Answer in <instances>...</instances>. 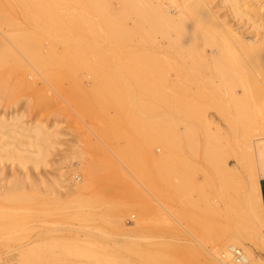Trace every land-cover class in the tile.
I'll return each instance as SVG.
<instances>
[{
    "label": "rangeland",
    "instance_id": "374dc122",
    "mask_svg": "<svg viewBox=\"0 0 264 264\" xmlns=\"http://www.w3.org/2000/svg\"><path fill=\"white\" fill-rule=\"evenodd\" d=\"M123 1L0 0L1 10H3L1 13L3 16H1L5 19L2 22L4 25L0 28V39L9 30H12L11 32L16 31L23 24L33 20L63 19L74 21L84 18L100 20L99 18L102 19L100 16L106 10L109 16L115 19L126 13L124 12L126 9L129 10H126L129 12L126 15L128 17L126 22L129 28H133L135 26L134 21L138 19L137 12L133 9L140 8L137 7L140 1L133 0L135 3L138 2L137 5L133 4L132 10L131 7L124 6L125 2ZM10 23L13 25L10 26ZM147 26L149 25L145 24L144 27ZM146 29L149 30V27ZM68 30L67 34L69 33L68 35L73 38L76 28L70 27ZM99 30H101L100 27L97 28L98 33L96 35L100 38L102 30L101 33ZM160 34L162 33L154 34V37L151 38L145 35L147 43L144 56L148 59V65L150 63L158 65L157 70L148 69L143 71L144 73L139 70L135 72L137 75L139 73V77L141 76V79L137 78L138 82L145 81L147 83L149 87H146L147 90L138 85V87L135 85L134 87L132 84H126L121 79L127 75L124 65L129 61H137L140 57V52L134 48V45L137 44L136 37H133V42L130 43L128 49L119 48L113 50L114 52L105 46L103 39H98L95 51L87 49L88 52L86 53L90 55L84 53V55H88L89 60L87 59L77 66L73 58L70 57L68 66L64 68L68 76L54 81L52 91H49L51 88L42 81H39L37 87L32 91L22 88L19 84L30 73L31 65L10 55V49L1 48L4 54L0 57V115L12 116L21 112L26 115V122L32 123L33 120L44 122L53 134L50 138L51 148H49L48 155L39 168L33 165L34 169L31 162H28L29 164L26 163L24 166H27L24 168L25 170H22L20 166L17 167L19 163L16 162L12 165V170L11 163L4 162L9 167L6 166L7 178L0 177V186L8 183L11 186L10 195L13 194V196L9 197V200L8 197L5 198L6 200L0 197V220L2 221H0L2 223L0 228L4 231L0 229V264H18L19 252L29 243L38 246L35 247L38 254L28 264H209L211 253L223 252L222 254H225L223 250L227 244L225 245L226 242L224 241L232 232H235V225H237V223H233L232 218L237 214L236 211L241 209L243 211L244 209L241 205H244L242 196H245L249 190L248 185L245 184L247 178H231L229 184L227 181L230 182V179L224 178L223 180L227 182L225 186L220 184V178H207L206 167L209 174L214 173V170L208 166L203 156V129L202 124L200 125V121L197 119L199 117L193 116L196 120L191 117L194 121L190 124L188 122L191 121L190 117L182 111V113L177 111L180 110L177 109L180 106L179 100L183 98L180 92L182 94L185 92L183 94L185 97V94L196 91L199 86L196 83H183L186 77L184 74L187 75L188 72L184 63L186 54H182L183 51L178 53V50H176L177 53H174L175 50L170 47H167V51H165L166 45H170L168 41H165L168 39L161 37L164 36L163 34L159 36ZM36 35L31 51L41 52L45 47L51 45L54 32L47 28H39ZM155 36H157L156 39H160L157 40V43ZM148 38L151 41L155 39L154 43L157 46ZM163 38H165L164 41ZM64 49L63 45H58L59 51L62 52ZM172 50L174 51L172 52ZM172 53L175 56L181 54L185 58L184 61L182 62L181 55L178 59V56L175 57ZM108 56L114 58L105 63L104 59ZM183 63L184 66L182 67ZM56 64L57 66H55ZM56 64L50 62V65H47L51 72H59L61 65ZM109 65H111L110 68ZM191 71L193 75L197 76L198 70L197 72L194 69ZM95 73L115 74L119 80L107 83L99 82L94 79ZM178 85L181 86V91L177 89L179 88ZM183 85L187 87L190 85L193 88L191 87L192 90H190L188 87V90L184 87V89ZM195 87L197 88L195 89ZM155 92L160 93V96L164 94V97L168 98L165 99L163 96L160 98L159 95L157 98ZM128 95L132 98L134 96L137 101L140 98L139 103L141 101L146 103L149 106L146 108H150L149 111L146 109L144 112L135 110L131 113L124 112L110 101L113 97L122 99L126 96L128 98ZM172 95L178 96L176 98L179 100L176 101L175 99V101L179 105L174 102ZM167 100H171V102L168 103ZM139 103L135 107H140ZM170 107L172 109H169ZM138 108L136 107V110ZM174 108L177 109L175 110L176 114ZM213 113L215 112H211L209 116L211 117ZM167 115H171L169 118L174 119V121H170L171 123L180 121L174 124L180 132L188 127L195 129L192 135L195 138L192 137L194 140L190 141L191 144L189 143V146H194L195 149L193 148V150L196 152L191 151L192 163L199 168L198 178H195V181L200 182L198 186L206 188L205 191L209 196L208 203L210 202L212 205L210 203L204 205L206 203L198 199L200 198L199 192L194 191V193L191 192V197L194 199L193 201H199L198 203L195 202L197 207L195 204L193 205L195 206L194 209L191 204L187 203L184 194L174 187V179L178 180L179 178H169L168 181H163L160 178H153V176L148 178L150 175L147 176L148 173H146L144 178H139V181H142L140 186L133 184L131 160L122 158L118 151H121L127 141L131 139L130 141L145 149L153 148L157 155L162 154L163 147L160 144H155L152 139L156 134L154 127L146 130L147 136L145 134L141 136L135 129L146 124V126L149 124L156 126L160 121L166 122V120H170ZM177 115H179V120ZM215 115L217 114L215 113ZM186 117L188 118L184 120ZM219 119L218 117L217 121ZM225 126H227L226 123ZM179 142L182 146H179L180 148L187 149L184 140ZM223 145L226 146L227 142L224 141ZM235 149L237 150V148ZM241 150L243 149L241 148ZM226 160L229 169L230 167L234 168L237 164L233 157L228 156ZM141 164L138 163L137 165ZM94 167L97 169L91 170ZM15 168L17 169L16 175L30 172L33 173L31 175L34 178H14L13 171ZM261 169L264 175V158L259 169L260 172ZM79 179H82L83 182L79 183ZM259 179H261L264 188V176ZM234 183H240L239 188H237L238 184ZM74 184H79L77 190H73L72 185ZM205 184L206 186H204ZM227 184L235 186L231 187L230 185V188ZM205 191L203 192L205 193ZM220 193L223 196L222 200L219 197ZM167 195L171 198L169 199ZM178 196L183 200L182 202ZM92 198H97L100 203H91ZM234 198L239 199V201L236 202V199L234 201L236 204L232 205L231 199L234 200ZM229 203L232 205L231 209H235L233 206L237 207L238 204L242 203L240 209L238 207V210L235 209L236 214L232 213L233 217L229 212ZM216 204L218 207L220 206L219 210L218 207L216 208ZM93 208L99 210L102 215L99 223H95L93 218L92 220L88 219L87 214L92 212ZM201 210H205L206 213ZM141 216H145V218ZM236 217L234 218L238 219V215ZM139 218H142L144 223L138 229L139 236L132 246L133 249L115 247L121 242L120 231L118 230L122 226L121 223L123 224L124 221L128 226H131L134 224V220H139ZM233 228L234 230H232ZM247 230L250 231L246 232L247 235L250 233L252 239L250 240L247 238L249 236H246L250 240L245 239L246 244L256 250L264 261V228H251L247 225ZM220 240H224L223 243H218ZM59 243L70 245L71 251L83 250L82 248L85 247L91 248L97 254L96 259L87 258L81 254L65 256L62 248L56 246Z\"/></svg>",
    "mask_w": 264,
    "mask_h": 264
},
{
    "label": "bare ground",
    "instance_id": "6f19581e",
    "mask_svg": "<svg viewBox=\"0 0 264 264\" xmlns=\"http://www.w3.org/2000/svg\"><path fill=\"white\" fill-rule=\"evenodd\" d=\"M139 1L140 2L137 1L139 3L137 7L140 8L133 9L138 15V19L134 21L135 26L133 28L127 26L126 20L128 17L126 15L129 14V12H127L129 10H127L126 7H131L132 10L134 7L133 4H136L137 2L135 3L133 0H124V6L126 7L123 6V8L127 11L125 10V15L123 14L117 19L111 18L106 10L104 11L105 16L102 14V16H100L102 19L99 18L100 20H92L90 18H84L82 20L76 19L74 21L63 19H50L45 21L33 20L27 24H23L19 29H16V31L11 32L12 30H9V32L3 34V37L0 39V57L4 54L2 49H10V55L16 57L19 61H26L31 65L30 73L19 84L22 88L32 91L37 87L39 81H42L47 87L51 88V90H49V88L48 90L52 91L53 82L57 79H62L67 75L64 68L68 66L70 57L73 58L75 65L79 66L88 59V55H84V53L89 54L86 53L88 52L87 49H91L93 52L95 51L98 39H103L102 41L105 46L114 52L119 48L128 49L130 43L133 42V37H136L137 44L136 46L134 45V48L137 52H140V57H138L137 61H129L124 65V69L127 70V75L123 78L121 77V79L129 85L132 84L133 86L138 85L141 88H149L145 81L138 82L137 78L139 77V73L137 75L135 72H138V70L143 72L148 69H151L152 71L157 70L158 65L150 63L149 66L148 59L144 56V50H146L147 43L145 35L151 38L154 37V34L162 33L164 36H161L162 34L159 36L166 37L168 40L163 38V41H168L170 46L166 45L164 48L165 45L163 44L164 46L162 48L160 47L161 50L164 48L165 51H167L166 48L170 47L175 50H172L174 53H177L176 50H178V53L179 51H183V53H181L186 54V59L182 57L181 54H179V56L177 54L178 59L180 55V58H183L182 62L185 59V67L188 70V72L185 70L187 72V75L184 74L186 76H184L185 79L183 80L181 78L182 76L180 79L183 80V83H196L199 86L198 89L195 87L196 91H191L188 92V94H185V97L183 95L185 92L183 94L180 92L183 96L180 100L177 99V95V98L174 97L175 95H172V99H174V102L177 100L180 101V106L177 108L180 110L174 108V112L175 110L179 112L182 111L186 116L190 117V119L192 117L194 120L196 119L193 116L199 117L197 119H199L200 125L202 124L201 126L203 129V156L208 166L214 170V173L212 172V174H209V170L206 167L207 178H220L219 181L221 180L220 184L222 183V186H225V183L227 182L228 184L231 183V178H247L245 184L249 187L248 193L245 196H242L243 199L241 198L244 201V205L242 203V205L238 204L240 202L237 203L239 209L240 205L244 207L243 211H241L242 209L236 211V214L235 209H237V207L233 206L235 209H231V206L236 204L234 201L240 195L237 196V198H234V200L231 199L232 205L229 203L230 214L232 217L233 214H236L234 217L238 215V219H236L237 217L232 218L233 223H237V225H235V232H232V235L230 234L227 240L225 239L226 241L222 240L226 242L224 243L225 245L227 244V247L225 246L223 250L225 254L223 255V252H217V254L211 253L212 255L209 257L210 263L209 261L208 263L264 264V261L257 254L256 250L252 249L245 242V239L250 238V233H248V235L246 233L250 232L248 231L249 229L247 230V225L248 227L251 226V228H264V188L261 179H259L261 176H264L262 169L261 172L259 171L264 158V0ZM1 8L2 6L0 5V28L4 25H2V22L5 20L2 18L3 15L1 13H3V10H1ZM145 24L149 25L147 26L149 27V30L146 29L147 27H144ZM12 25L13 24L10 26ZM70 27L76 28V33L73 38L68 35L69 33L67 34ZM98 27L102 30V33L100 32L101 30H99L102 34L100 38L96 35V33H98L96 31ZM39 28H47L48 30L53 31L54 36L49 47H45L43 50L40 49L41 52H33L31 50L33 48L34 40L37 37L36 31ZM156 37L157 36H155V39ZM155 39H152L153 41L149 39V41L154 43ZM157 40L158 39L155 40L156 43ZM59 44L65 47L62 52L58 50ZM93 52L92 54L96 56ZM172 55L175 56L173 53ZM113 58L109 56L108 58L106 57L104 59L105 63ZM50 62L55 64L59 63L61 65L59 72L50 71L47 66L50 65ZM184 63L182 67L184 66ZM59 64L58 66H60ZM55 66H57V64ZM110 66L111 65H109V68ZM193 69L196 72L198 70V74L195 73L197 76L191 73V70ZM90 71L92 72V70ZM94 76V79L103 83L112 82L118 79V76L115 74L105 75L95 73ZM139 78L141 79V76ZM178 86L179 88L176 86H174V88L176 87L181 91V86ZM184 87H186V89L189 87L190 90H192V86L190 87V85L188 87L183 85V88ZM146 90L144 89V91ZM170 93L172 92L170 91ZM155 94L158 98L157 95L160 93L158 94V92H155ZM162 96L164 97L165 95L163 94ZM162 96H160V98ZM126 97H122V99L113 97V99L110 98V101L119 109L128 113L135 111L144 112L146 109H150L146 108L149 107L146 103L144 104L142 101L139 103L140 98L139 101H137L134 99V96L133 98L132 96H129L130 98ZM169 102H171V100L168 101V103ZM138 103L140 107L136 106L137 108L139 107L136 110L135 105H138ZM171 104L169 105L173 106ZM167 107L169 106L167 105ZM169 109L172 108L170 107ZM211 112H215L218 116L213 113L210 117L209 114ZM167 116L168 119H170L166 120L167 123L160 121L156 126L154 124L146 126V124L144 125L145 127L139 126L138 129H135V131L137 130V133L139 132V134L143 136L144 134L148 135L146 130L154 127L156 134L152 139L155 144H160L163 147L164 151L162 154L157 155L153 148L145 149L144 147L130 141L131 139H127V144L121 149V151H118V154L124 159L131 160V166L133 169L132 174L134 176L132 182L135 186H140L139 184L142 183V181L140 182L139 178H144L146 175H150L148 178L153 176V178H160L163 181H168L169 178H179L178 180L174 179V187L177 191L179 190L184 194L185 199L188 201L187 203L193 206L199 202L193 201L194 199L191 197V192L194 193V191H198L200 198H198V195L197 198L200 201L205 202L206 204L204 205H207L210 203H208L209 196L205 191L206 188L204 189L203 186H198L200 182H197L198 180L195 181V178H198L199 168L192 163L190 156L192 155L191 151L196 153L195 150H193L194 146H189L192 143L190 141H193L195 138V136H192L195 129H192L191 127L194 124L190 126L191 129L186 124H188V122L191 124L194 120L191 119V121H188L187 123L185 122L186 124H184L188 128L180 132L178 128L176 129V125H174L180 121L171 123L170 121H174V119L169 118L171 115ZM178 116L179 115H177V119L179 120ZM188 117L184 118V120ZM218 117L220 119L217 121ZM26 120V115L21 112L18 114L15 113L12 116L0 115V177L2 178H7L8 170L5 161L11 163V168L16 162L17 164L19 163L17 167L20 166L22 170L27 167L24 166L26 163L29 164L28 162H31V166L34 165L36 168H39V166H41L40 164H43V161L47 157L49 148H51L50 138L53 133L50 128L45 125L46 123L34 120L32 123H29L26 122ZM225 123L227 125L225 126L226 128L224 127ZM183 140L187 144V149L179 147L181 146V142L179 141ZM224 141L227 142L226 146L228 149L223 145ZM235 148H237V150ZM238 148H240V150H238ZM241 148L243 150H241ZM228 156L236 159L237 164L234 168L230 167L229 169L226 160ZM138 163L142 164L137 165ZM96 169L97 168L94 167L91 170L95 171ZM13 173L14 178H34V176H32L33 173L30 172V174L27 172L23 175H21V173H19L20 175H16V168ZM224 178H229L230 182H225V180H223ZM82 182V179H79V183ZM228 184L227 186L230 187L231 184ZM234 184H238L237 188H239L238 186L240 183ZM78 186L79 184L72 185L73 190H77ZM204 186H206V184ZM233 186L235 185L232 184L231 187ZM237 188L234 187V189ZM10 189L11 186H9L8 183L7 185L0 186V197L3 199L8 197L7 199L9 200L13 196V194L10 195ZM203 191H205L206 194ZM182 193L181 195H183ZM180 197L178 199L182 202L183 198L181 197V199ZM219 197L221 200L223 199L222 193H220ZM242 200L241 202H243ZM91 201V203H98L100 200L92 198ZM237 201H239V199H237L236 202ZM87 203L89 202L87 201ZM200 203L198 204L199 207ZM216 205L217 208L218 204ZM210 207L211 206L209 205V208ZM193 208L195 209V206H193ZM219 208L220 206L218 207V210ZM93 209L92 212H88V219L92 220L93 218L95 223H99L102 215L99 210L96 208ZM201 211L206 213L205 210ZM133 217L135 219V216ZM141 217L145 218V216ZM141 219L134 220V224L131 226H128L124 221L123 224L121 223L122 226L118 228L120 231L121 242L115 247L120 246L128 249L132 248L138 240V229H140V225L144 223V220ZM1 222L0 224H2ZM0 229L2 230V228ZM232 230H234V228ZM246 236L249 237L246 238ZM251 239L252 238H250V240ZM222 241L220 240L218 243H221ZM56 246L60 249L62 248L61 250L65 256L81 254L92 259H96L97 256L96 252L88 247L82 248L83 250L71 251L69 249L71 247L70 245L59 243L56 244ZM35 247L38 246L35 244L32 245V243H29L28 246L24 247L23 250L19 252L20 260L18 264L30 263L38 254ZM240 247L242 250L239 249ZM88 255H90V257H88ZM238 258H240V263H238Z\"/></svg>",
    "mask_w": 264,
    "mask_h": 264
},
{
    "label": "built area",
    "instance_id": "2783aa9c",
    "mask_svg": "<svg viewBox=\"0 0 264 264\" xmlns=\"http://www.w3.org/2000/svg\"><path fill=\"white\" fill-rule=\"evenodd\" d=\"M238 261H239L238 263H240V258H238Z\"/></svg>",
    "mask_w": 264,
    "mask_h": 264
}]
</instances>
